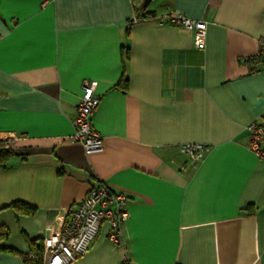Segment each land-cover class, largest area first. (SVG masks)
<instances>
[{
	"label": "crops",
	"instance_id": "obj_1",
	"mask_svg": "<svg viewBox=\"0 0 264 264\" xmlns=\"http://www.w3.org/2000/svg\"><path fill=\"white\" fill-rule=\"evenodd\" d=\"M170 11L207 23L203 50ZM261 37L264 0H0V264H31L97 183L129 196L122 244L102 222L70 264H264V158L245 147ZM90 80L102 150L86 154L70 136ZM189 142L207 147L196 165Z\"/></svg>",
	"mask_w": 264,
	"mask_h": 264
},
{
	"label": "built area",
	"instance_id": "obj_2",
	"mask_svg": "<svg viewBox=\"0 0 264 264\" xmlns=\"http://www.w3.org/2000/svg\"><path fill=\"white\" fill-rule=\"evenodd\" d=\"M133 18L132 23L138 22ZM160 23H169L190 31L196 49L205 48L207 23L201 19H192L180 12L170 11L159 19ZM259 57L264 60V37L259 39ZM97 81H84L82 94L76 103V112L72 119L73 133L71 141L82 145L86 154L102 150V137L92 126V116L100 104L96 94ZM247 141L245 147L258 158H264V120L255 121L245 127ZM179 151L187 156L191 165H196L205 156L206 145L183 143ZM126 193L114 191L104 183L91 186L86 195L68 212V217L60 233H49L42 239V264H70L83 255L95 239L100 224L109 225L108 238L115 244H122V227L129 218ZM34 254L28 253L27 260L32 262ZM121 264H131L123 257Z\"/></svg>",
	"mask_w": 264,
	"mask_h": 264
},
{
	"label": "trees",
	"instance_id": "obj_3",
	"mask_svg": "<svg viewBox=\"0 0 264 264\" xmlns=\"http://www.w3.org/2000/svg\"><path fill=\"white\" fill-rule=\"evenodd\" d=\"M148 16V14H140L137 12V17L138 19H144V16ZM123 82H125V79H122ZM14 154L13 150L11 148H5V147H0V166L5 165L9 158ZM11 208H14L16 210H21L23 212H30L32 210V207L25 204V203H21V202H13L9 205ZM35 258L33 259L32 262H30L31 264H41V257H42V246L39 243V245L37 244V242L34 243V248L31 251ZM26 262H29L27 260V255H25L24 257Z\"/></svg>",
	"mask_w": 264,
	"mask_h": 264
},
{
	"label": "rangeland",
	"instance_id": "obj_4",
	"mask_svg": "<svg viewBox=\"0 0 264 264\" xmlns=\"http://www.w3.org/2000/svg\"><path fill=\"white\" fill-rule=\"evenodd\" d=\"M31 253V252H30Z\"/></svg>",
	"mask_w": 264,
	"mask_h": 264
}]
</instances>
